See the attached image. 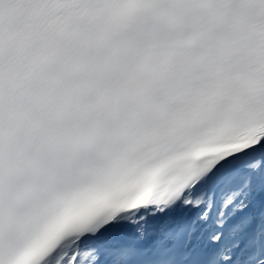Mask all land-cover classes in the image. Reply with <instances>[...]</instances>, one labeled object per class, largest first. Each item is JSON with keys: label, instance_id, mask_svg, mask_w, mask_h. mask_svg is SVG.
Segmentation results:
<instances>
[{"label": "snow or ice", "instance_id": "obj_1", "mask_svg": "<svg viewBox=\"0 0 264 264\" xmlns=\"http://www.w3.org/2000/svg\"><path fill=\"white\" fill-rule=\"evenodd\" d=\"M0 264H264V0H0Z\"/></svg>", "mask_w": 264, "mask_h": 264}]
</instances>
